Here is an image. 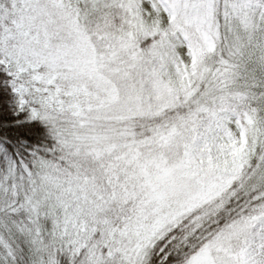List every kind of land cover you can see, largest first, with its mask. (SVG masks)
<instances>
[{"label": "snow or ice", "instance_id": "snow-or-ice-1", "mask_svg": "<svg viewBox=\"0 0 264 264\" xmlns=\"http://www.w3.org/2000/svg\"><path fill=\"white\" fill-rule=\"evenodd\" d=\"M0 264H264V0H0Z\"/></svg>", "mask_w": 264, "mask_h": 264}]
</instances>
